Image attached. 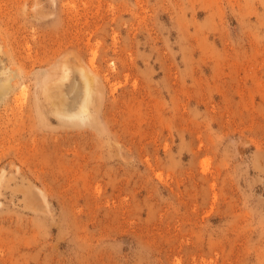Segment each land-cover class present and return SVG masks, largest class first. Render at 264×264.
I'll list each match as a JSON object with an SVG mask.
<instances>
[{"label": "rangeland", "instance_id": "1", "mask_svg": "<svg viewBox=\"0 0 264 264\" xmlns=\"http://www.w3.org/2000/svg\"><path fill=\"white\" fill-rule=\"evenodd\" d=\"M0 46V264H264V0H0Z\"/></svg>", "mask_w": 264, "mask_h": 264}, {"label": "bare ground", "instance_id": "2", "mask_svg": "<svg viewBox=\"0 0 264 264\" xmlns=\"http://www.w3.org/2000/svg\"><path fill=\"white\" fill-rule=\"evenodd\" d=\"M0 50H1V46H0ZM4 59H0V98H3L2 96L5 95V93L7 94L9 92V90L11 89V87L13 86V84L16 83L17 81V77L15 78L16 74L12 71H14L13 67H11V69H7L5 67V65L3 66L1 64V62L3 61ZM4 63V62H3ZM13 69V70H12ZM12 70V71H11ZM17 72V71H16ZM18 76V74H17ZM88 79V78H87ZM89 82V80L87 81ZM87 90V89H86ZM85 101V99H84ZM1 102V101H0ZM87 106H89V100L86 102V104H83L81 106L82 110L80 111V113L85 114V110L87 108ZM75 107V106H74ZM73 107V108H74ZM69 109H65L64 108V112L67 111L68 112ZM71 111V110H70ZM56 112V110H55ZM65 112V113H67ZM57 113V112H56ZM76 114V113H75ZM70 115V114H69Z\"/></svg>", "mask_w": 264, "mask_h": 264}]
</instances>
